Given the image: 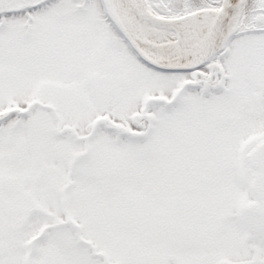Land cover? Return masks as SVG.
Here are the masks:
<instances>
[{"label": "snow or ice", "instance_id": "obj_1", "mask_svg": "<svg viewBox=\"0 0 264 264\" xmlns=\"http://www.w3.org/2000/svg\"><path fill=\"white\" fill-rule=\"evenodd\" d=\"M0 264H264V0H0Z\"/></svg>", "mask_w": 264, "mask_h": 264}]
</instances>
